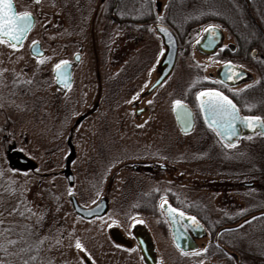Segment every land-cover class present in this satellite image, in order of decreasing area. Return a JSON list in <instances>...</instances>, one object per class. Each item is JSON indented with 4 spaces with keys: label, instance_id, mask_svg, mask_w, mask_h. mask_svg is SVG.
<instances>
[{
    "label": "rangeland",
    "instance_id": "374dc122",
    "mask_svg": "<svg viewBox=\"0 0 264 264\" xmlns=\"http://www.w3.org/2000/svg\"><path fill=\"white\" fill-rule=\"evenodd\" d=\"M99 1L15 0L18 12L29 8L35 12L37 23L22 45L0 42V138L6 137L15 146L6 151L0 142V245L9 251L7 264H88L86 259L91 264H143L136 242L134 247L119 242L113 230L133 240L132 227L141 223L158 239L157 219L150 218L146 214L149 208L142 204L148 200L141 192L149 191H161L166 198L171 192L174 204L181 207H194L191 201L200 198L208 202L215 215L209 221L211 227L243 222L245 219L233 220L236 204H241L243 213L260 211L251 220L255 229L248 233L247 225L241 227L245 238L234 237L232 230L225 229L221 238L211 234L210 240L204 239L206 245L184 255L172 248L170 240L159 237L166 245L165 264L200 260L232 264L230 257L219 255L213 245L216 239L221 243L229 239L240 252L251 244V236L255 248L264 250V139L243 141L237 149H230L217 138L182 136L172 119L171 133L157 132V143H152V131L135 127L130 112L133 91L129 88L138 80L133 65L141 60L134 50L124 59L122 92L117 90L118 67L112 68L111 60L105 67L111 81L108 91L90 84L92 74L86 60L77 66L67 92L56 88L55 66L67 57L69 42L84 38L87 25L94 28L96 23L88 21L100 9L95 8ZM161 1L169 6V0ZM132 2L125 0V6ZM207 7L203 5L202 13L208 12ZM175 11L181 13V6ZM182 17V13L173 16ZM36 40L44 45L45 57L31 54L30 46ZM153 75L142 73L140 82L145 84ZM69 137L76 151L70 164L73 184L65 174ZM15 151L35 161L36 167L10 166L8 155ZM139 160H166L175 169H135L132 162ZM234 174L237 179L255 180V185L233 186ZM71 194L86 207L106 198L108 210L102 216L85 218L75 212ZM224 212L228 216H222ZM77 240L82 248L76 246ZM36 254L39 259L34 263L31 258Z\"/></svg>",
    "mask_w": 264,
    "mask_h": 264
},
{
    "label": "flooded vegetation",
    "instance_id": "af4514ba",
    "mask_svg": "<svg viewBox=\"0 0 264 264\" xmlns=\"http://www.w3.org/2000/svg\"><path fill=\"white\" fill-rule=\"evenodd\" d=\"M27 1L32 3V0ZM125 4V0H100L95 5L96 10L100 9L97 10V13L95 12V18L88 21V24L96 23L93 24L94 28L87 25L86 36L84 38L79 37L78 40L71 41L66 46V49L68 48L66 51L68 58L66 57L62 61H67L71 69V83L68 87L59 81L60 78L56 74L57 68L54 69L53 74L57 89L67 92L74 83V73L77 66L83 60H86L87 70L92 74L90 84L93 87L98 86L103 92L108 91L111 81L108 79V72L105 67L111 60L114 63L110 61L112 68L115 65L118 67L116 71H119L118 76H121V79L116 82L118 84L117 90L122 92L125 85L124 59L126 54L128 56L134 50V54L141 57V60H137L134 65L132 64L134 72H137L135 78L138 80L132 84L134 86L129 88L133 91V96L136 97L135 99H132L133 96L131 98L132 107L130 112H133L135 127L152 131V143H157V132L165 135L171 133L172 119L182 136L201 135L202 138H217L225 147L230 149H237L243 141L249 140L252 142L254 139H264V131L261 125V123L264 125V31L257 29L254 33L250 32V34L238 36L224 22L225 20L223 21L218 17L189 20L174 19L173 16L175 17L177 13H173L171 6H163L161 0L158 2L157 0H146L145 3L140 0H133L131 6H125ZM16 8L18 11L17 5ZM25 11L34 15L36 25L37 16L35 12L31 8ZM18 13H21V11ZM254 22L257 25L260 24L256 19ZM157 25L169 27L174 33L178 44L176 63L163 77L161 76L167 66L163 63V60L168 45L165 43ZM208 25L215 26V31L205 32L204 29ZM114 35L117 36L115 40L113 39ZM36 41L40 42L44 50L43 54L37 57H45L46 49L44 45L40 40ZM137 49L139 50L137 51ZM226 62H231L232 67L230 68ZM233 71L237 72L238 75L229 79L228 77ZM151 72L154 75L147 82L145 81V84H142L139 76L142 73L149 75ZM203 77H208V79H203ZM159 78L161 79L157 83ZM245 85H250V87L246 88ZM204 89H216L223 92L236 104L241 117H259L261 123L254 128H249L241 122H236L237 140L232 143L226 142L218 134L215 127H209L206 113L199 106L196 93ZM174 93L175 100L173 99ZM176 100H180L191 109L193 115L191 130L184 131L178 125L173 103ZM163 103H166V105ZM88 113V111L85 112L81 119L86 117ZM163 113L166 115L162 116ZM79 121L77 120V123ZM148 133L151 132L148 131ZM229 144L233 146L229 147ZM246 147L251 149V146ZM163 161L164 163L156 162V160H139L132 162V166L135 169H159L165 172L168 169H175V164L171 165L168 161ZM234 175L232 185L235 187L239 185L252 188L255 185V180L237 179L236 174ZM233 190L236 194L237 190L235 191V188ZM160 192H141V196L145 198L144 200L157 203V209L154 211L147 210L146 214H150V218L157 219L155 230L159 232V237L170 240L172 248L180 251L182 255L191 251H198L201 246L206 245L207 242L204 239L209 238L210 240L209 235L220 230L221 226L218 228L210 226V220L208 221V219L215 215L208 209L209 205L206 206L207 211L200 210L204 207L201 198L191 201L193 204L200 201L201 206L181 207L174 204L175 201L171 192H169L170 196L168 198L161 196ZM238 194L240 195V192ZM164 201L186 214L183 219L175 220L179 234L177 238L174 234L173 221L168 217L164 208L161 207ZM235 206L237 207L233 209V220L245 219L247 221L246 232L248 231V233L251 229H255L256 227H253L251 220L257 217L259 215L257 212L260 211L249 209L243 213L240 210L241 204ZM222 216H228L227 212H224ZM187 217H195L196 221H191ZM236 223L233 222L232 224ZM225 229L234 232L241 231V227H228ZM113 234H116L119 242H123L130 247H134L133 244L136 242L142 255L143 264H150L143 256L139 240L146 237L150 243L156 264H165L163 250L166 245L162 240H159V237L155 239L151 228L145 224L139 223L132 227L133 240L123 236L120 231L118 232L115 229ZM249 239L251 244L246 246L244 250L241 249L240 252L237 247L233 246V243L217 242L213 245L219 249L218 253L219 255L222 254L223 258L230 257L233 260L232 264H263L264 250L255 248L251 236ZM195 264L204 263L200 260V263Z\"/></svg>",
    "mask_w": 264,
    "mask_h": 264
},
{
    "label": "snow or ice",
    "instance_id": "6c2138e0",
    "mask_svg": "<svg viewBox=\"0 0 264 264\" xmlns=\"http://www.w3.org/2000/svg\"><path fill=\"white\" fill-rule=\"evenodd\" d=\"M32 25V15L31 13L25 11L17 13L14 10L12 0H0V42H7L4 37L12 41V47L17 46V42L21 41L25 33L29 30ZM166 31V29H165ZM205 32H214L215 26L208 25ZM35 43V42H33ZM229 67H232L231 62H226ZM67 61L59 62L55 67L57 70L61 69L62 65H66ZM238 75L237 72L233 71L229 75V79L234 78ZM203 79H208V77H203ZM245 87H250V85H245ZM199 100V106L206 113V119H208L209 127H215L218 134L222 138H228L235 135L234 125L237 121L243 123L245 127L254 128L257 124H260L259 117H241L239 115L236 104L233 103L228 96L223 92L216 89H204L201 92L196 93ZM136 97L133 96V99ZM175 106H178V110L187 112L186 106L180 100L173 102ZM190 116L191 113L187 112ZM233 146L229 144V147ZM167 207V214L172 216L174 220L183 219L185 213L179 209L173 208L171 205L164 201L161 207ZM191 221H196L195 217H187ZM14 243V241H13ZM76 246L82 248L79 240H77Z\"/></svg>",
    "mask_w": 264,
    "mask_h": 264
},
{
    "label": "water",
    "instance_id": "95a60500",
    "mask_svg": "<svg viewBox=\"0 0 264 264\" xmlns=\"http://www.w3.org/2000/svg\"><path fill=\"white\" fill-rule=\"evenodd\" d=\"M12 4L14 7V10L18 13L14 0H12ZM29 13H31V12H29ZM31 15H32V25L29 28V30L25 33L24 38L21 41L17 42V46L22 45V43L26 39L28 33L30 32V30L35 25V17L32 13H31ZM157 27H158L160 33L162 34L165 43L168 45V50H167L166 55H165L164 60H163V63H165L167 65L166 70H164V72L161 76V77H163L168 71H170L174 67V65L176 63L178 44H177L176 37H175L174 33L172 32V30L169 27H167L165 25H157ZM165 29H166V31H165ZM4 40H7L10 43H13L12 41L8 40L7 37H4ZM30 51L32 54H34L36 56L42 55L44 52L39 41H36L35 43H33L31 45ZM56 74L60 78L59 81H61V83L66 85V87H68L70 85V83H71V69H70V65L68 63L66 65H62L61 69L56 70ZM160 79L161 78H159L157 80V83L160 81ZM183 105H185V104H183ZM185 106H186L187 112L191 113L190 116L187 114V112L182 111V110H178V106H175V105H174V113L176 115L178 125L182 128V130L188 131V130H191V127L193 125V115H192L191 109L187 105H185ZM80 119H78V121ZM237 122H239V121H237ZM261 125H262L263 131H264L263 123H261ZM234 129H235V135L230 136L228 138H223L226 142L232 143V142L237 140V138H236L237 137L236 123L234 125ZM71 138L72 137L68 138V144L70 146V154L66 158L65 174L68 177L70 184H73L74 174L70 168V164L76 155V151H75V147H74V144H73ZM8 158L10 160V166H12V167L35 168L37 165L35 161H33L32 159H30L29 157L24 155L21 151H15V152L9 154ZM70 200H71V203H72V206H73L75 212L78 213L79 215L85 217V218H93L96 216H102L108 210V202L105 198H101L96 204H94L93 206H89V207L82 205L75 194L70 195ZM164 210L167 213V207L166 206L164 207ZM168 217L171 219V221H173L174 234H175V237L177 238V236L179 234H178V230H177V225L175 224V220L170 215H168ZM139 240H140V245H141V249H142L143 256H144L145 260L150 264H156L154 254L151 251V246H150L148 239L146 237H144V238H140ZM177 242L180 243L179 241H177ZM86 261L88 262V264H91V262L88 259H86Z\"/></svg>",
    "mask_w": 264,
    "mask_h": 264
},
{
    "label": "trees",
    "instance_id": "16d2710c",
    "mask_svg": "<svg viewBox=\"0 0 264 264\" xmlns=\"http://www.w3.org/2000/svg\"><path fill=\"white\" fill-rule=\"evenodd\" d=\"M142 3H145L146 0H140ZM229 2L231 3L229 5ZM203 5L208 6V12H203ZM169 6L174 8L173 13H177L175 11L176 6H181V13H182V18L183 19H207V18H215L218 17L222 19L233 31L237 33L238 36L241 34H250V32H255L257 29L264 31V0H169ZM185 6H189V8H186ZM217 6H219L217 8ZM231 7V8H229ZM207 8H204V10H207ZM218 9H220L221 12L223 10L229 9L227 12L218 13ZM231 9V10H230ZM175 11V12H174ZM195 11V12H192ZM197 11V12H196ZM234 12V16H231V14ZM181 13L178 11V14L175 16L180 17ZM197 13H201L198 15H194ZM206 13V14H204ZM178 19V18H177ZM257 20L260 24H256L254 20ZM0 142L3 144L4 149L6 151L9 148H15V146L11 143H9V140L6 137L0 138ZM145 206H147L149 209L147 210H156L157 209V203L156 202H151V201H143ZM204 207L199 208L200 210H205L207 211L206 206H208V202L203 201ZM202 203L200 201L194 202V207L201 206ZM196 209V208H195ZM209 209V206H208ZM258 211V210H255ZM210 219H208L209 221ZM247 221L244 220L243 222H239L238 224H222L220 230L214 231L213 236L215 237L216 235L221 236L223 235L222 233L224 232L225 228L228 227H243V225H246ZM218 225V224H217ZM217 225L215 227H217ZM27 226V225H26ZM26 230V229H25ZM27 231H29L27 229ZM234 232V231H232ZM234 237L241 236V238H245V235H242L241 231L240 232H234ZM229 240V239H228ZM226 239L224 242H228ZM218 240H213V243H217ZM219 243V242H218ZM221 243V242H220ZM230 243V241H229ZM32 247L30 246L29 249L32 251ZM9 251H6L3 247L0 245V264H7L9 261L8 253ZM39 259V254H36L33 258H31V261L36 263Z\"/></svg>",
    "mask_w": 264,
    "mask_h": 264
}]
</instances>
